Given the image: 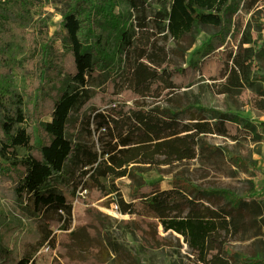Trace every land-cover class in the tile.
Returning a JSON list of instances; mask_svg holds the SVG:
<instances>
[{
  "label": "rangeland",
  "instance_id": "374dc122",
  "mask_svg": "<svg viewBox=\"0 0 264 264\" xmlns=\"http://www.w3.org/2000/svg\"><path fill=\"white\" fill-rule=\"evenodd\" d=\"M232 1L241 13L244 0ZM168 7L169 0H146L153 52H163L176 65L185 66L230 43L234 27L231 17L219 27L196 24L174 41L167 33L166 22L157 24L154 20L159 10ZM71 9L82 19V34L90 24L101 28L100 48L105 61L97 70L100 77H87L85 88L90 100L75 108L67 121L66 137L84 148L74 159L78 198L71 217L53 210H44L39 216L47 221L60 216V225L69 226L67 230L51 228L49 236L55 238L51 255L61 264H202L192 253L202 250V230L214 228L212 245L221 258L230 264H264V203L259 197L264 193V113L237 95L212 92L211 83L197 77L191 86L175 92L168 104L139 101L147 109L155 104L168 109L173 120L170 130L180 139L176 144L184 145L172 152L160 149L151 163L138 158V145L145 155L154 149L152 142L142 141L151 122L144 114L143 120L138 119V100L120 92L131 53L119 45L121 30L133 33L136 14L128 0H45L28 15L45 17L52 34L62 29L63 12ZM91 11L97 13L95 22ZM242 18L243 28L260 48L253 82L247 87L250 93L264 90V3ZM10 55L16 65L23 54L16 50ZM22 67L20 62L18 69L0 74V90L32 102L34 93L28 96L23 91L27 83ZM119 76L122 78L113 91L103 86ZM130 107L137 113L129 111ZM102 118L106 127L98 125ZM157 123L155 120L154 125ZM194 124H204L203 132L187 130ZM114 145L117 160L111 164L116 171L112 175L107 173L104 160L108 155L103 150ZM183 147H190L193 157H184ZM130 149L137 156H130ZM88 152L100 160L93 163L96 168L92 172V166L86 164ZM157 188L174 189L180 194L168 204L167 212L172 218H186L179 221L185 226L186 237L173 229L164 231L144 200L138 201L140 195L149 196ZM4 190L0 183V241L17 256L36 257L47 250V241L41 239L48 232L47 226L41 221L35 228L33 220L24 216ZM195 214L212 221L189 225ZM191 239L195 247L190 246Z\"/></svg>",
  "mask_w": 264,
  "mask_h": 264
},
{
  "label": "trees",
  "instance_id": "16d2710c",
  "mask_svg": "<svg viewBox=\"0 0 264 264\" xmlns=\"http://www.w3.org/2000/svg\"><path fill=\"white\" fill-rule=\"evenodd\" d=\"M164 1L158 0L160 3ZM44 2L45 0H0V74H8L12 68L18 69L21 62V71H25L27 83L23 86V91L28 96L34 93L33 101L27 102L23 96L0 90V183L5 193L20 206L24 216L33 220L35 228L44 221L48 232L41 239L47 241V250L36 257L24 254L17 256L11 248L4 247L1 240L0 264H61L51 255L55 249V238H50L49 235L51 228L67 230L69 226L60 225V216L48 221L39 216L44 210H53L71 217L73 204L78 198V185L74 183V159L84 152V148L66 137L67 121L75 108L82 107L90 100L85 88L87 77H100L97 70L105 61L100 48V27L90 24L82 34V19L77 11L71 9L63 12L62 29L49 34L45 17L40 14L28 15V11L35 12ZM128 2L136 14V21L133 33L123 29L119 35V45L125 46L131 53L123 73L124 86L120 92L126 98L138 100L137 118L143 120V114L148 118L151 122L147 123L148 131L157 128L160 134L170 132L172 115L160 104L170 103L175 92L191 86L197 77L209 81L212 92L237 95L264 113V90L250 93L247 90L253 82L260 48L249 30L243 28L242 18L243 14L253 12L264 0H244L241 13L233 7L232 0H169L168 9L159 10L154 20L157 24L166 22L167 33L174 41H179L196 24L219 27L231 17L234 26L230 43L185 66L176 65L163 52H153L146 0ZM93 14L92 22H95L97 13L91 11L90 15ZM16 50L23 55L15 65L10 54ZM121 78L119 76L110 81L111 84L105 82L103 86L113 91ZM144 99L160 104L147 109L143 102H139ZM128 109L137 113V109ZM97 116L103 115L98 113ZM155 120L158 122L156 125ZM98 125L106 127L107 122L102 118ZM204 126L194 124L189 128H195L196 134H199L203 132ZM151 131L144 135L142 141L151 140L148 137ZM178 148H169L168 151ZM115 149L116 145L103 150V153L108 154L104 160L108 166L107 173L112 175L116 174L111 165L117 160L116 155H113ZM182 150L184 157H191L190 147H183ZM129 155L137 156L134 150ZM85 159L86 164L91 166L100 161L89 152ZM96 164L92 166L91 172ZM179 196L178 191L170 189L156 197L163 198L161 201L164 207ZM259 197L264 203L263 192ZM144 204L152 211V204L148 201ZM176 217L178 218L175 219ZM175 218H169L170 225L165 228L181 231L186 237L185 226L179 224V221H185L186 218L180 215ZM1 219L0 217V221ZM203 220L212 221L195 214L194 219H189V225L195 226ZM214 230L216 229L202 230V250L196 254L198 257L205 256L208 251L219 254L212 245L211 232ZM189 243L195 247L194 240L191 239ZM218 258L217 264H230L225 258Z\"/></svg>",
  "mask_w": 264,
  "mask_h": 264
},
{
  "label": "flooded vegetation",
  "instance_id": "af4514ba",
  "mask_svg": "<svg viewBox=\"0 0 264 264\" xmlns=\"http://www.w3.org/2000/svg\"><path fill=\"white\" fill-rule=\"evenodd\" d=\"M156 103H159V102H156ZM189 127L187 129L188 130H194L193 134H196V129L195 128L194 129H190ZM148 137L151 140H149L147 142H152V144H153L152 147H154V149L152 150V153H150L148 155H145V154L141 153L140 149H139L138 150V157L141 156L142 159H145V160L149 161L150 163L153 162V158H155V156L158 154V152H160L159 151L160 149H162V150H163V148H166V149L171 148L172 149V148L180 147L181 145H184V143L176 144V141L180 140V139L176 138L177 137L176 134H172L171 130H170V132H168L166 134H164V133L160 134V133H158L157 128H155V130L151 131V133H150V135ZM189 137H191L192 140L194 139V136H192L191 134L189 135ZM147 142H145V143H147ZM115 151H116V149H115ZM191 151L193 152V149H191ZM189 155H191L193 157L194 152H193V154L189 152ZM187 157H190V156H187ZM139 168L140 167H138V169ZM156 183H158V182H156ZM155 186L160 187L159 184H157ZM169 190L170 189L157 188V190L153 191L149 196L141 197V195H140V199H138L139 202H142L144 200L143 202L148 201L150 204H152L153 208L151 210L157 216L158 225H161L164 231L172 230V228H165L166 225H170V223L168 222V219L171 218V217L169 216V213L167 212L168 211L167 209H168V204L171 203L172 201H169V203L166 206L163 207L162 206V202L163 201H161L163 198L159 199L156 196L159 193L166 192V191H169ZM178 233L181 234L182 232L179 231ZM181 235H183V234H181ZM184 239L187 242V239L186 238H184ZM192 256H194L195 259L198 260L202 264H217V262L219 261L218 257H220L219 254L217 255L213 251L212 252L208 251L207 254L205 256H203V257H198L194 253H192Z\"/></svg>",
  "mask_w": 264,
  "mask_h": 264
}]
</instances>
